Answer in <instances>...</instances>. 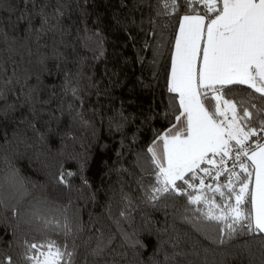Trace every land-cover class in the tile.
I'll return each instance as SVG.
<instances>
[{
	"label": "trees",
	"instance_id": "obj_1",
	"mask_svg": "<svg viewBox=\"0 0 264 264\" xmlns=\"http://www.w3.org/2000/svg\"><path fill=\"white\" fill-rule=\"evenodd\" d=\"M164 3L0 0V264H33L48 241L71 264H264V235L228 239L184 196L146 197L147 149L182 111L169 77L185 9Z\"/></svg>",
	"mask_w": 264,
	"mask_h": 264
},
{
	"label": "snow or ice",
	"instance_id": "obj_2",
	"mask_svg": "<svg viewBox=\"0 0 264 264\" xmlns=\"http://www.w3.org/2000/svg\"><path fill=\"white\" fill-rule=\"evenodd\" d=\"M183 3L169 86L182 110L176 120L183 117V122L160 137L162 152L155 144L147 149L155 168L146 197L156 201L165 194L184 196L189 205L200 206L191 209L200 213L199 219L219 225L228 239L236 234L264 235V107L251 103L257 99L251 93L237 100L228 87L247 85L264 97V0ZM164 7L177 12L178 0H165ZM224 157L232 160L231 168ZM201 164L213 167L200 168ZM197 169L214 181L227 173L225 182L206 184ZM208 192L218 194L219 201ZM29 248L35 250L27 257L33 264H71L72 253L55 241Z\"/></svg>",
	"mask_w": 264,
	"mask_h": 264
},
{
	"label": "crops",
	"instance_id": "obj_3",
	"mask_svg": "<svg viewBox=\"0 0 264 264\" xmlns=\"http://www.w3.org/2000/svg\"><path fill=\"white\" fill-rule=\"evenodd\" d=\"M206 23H207V21H206ZM203 44H204V42L202 40L201 41V47H203ZM174 51H175V46H174ZM174 51H173V55H174ZM173 55H172V58H173ZM171 65H172V60H171ZM170 78H171V76L169 77V86H170ZM182 122H183V117H181V121H179V122L176 120L174 122V124L171 127H169L161 136L167 135L168 132H169V129H171L172 131H176L177 128H181ZM160 137L152 144V146L155 144L158 147V149L162 152V149H163V141L160 140Z\"/></svg>",
	"mask_w": 264,
	"mask_h": 264
},
{
	"label": "rangeland",
	"instance_id": "obj_4",
	"mask_svg": "<svg viewBox=\"0 0 264 264\" xmlns=\"http://www.w3.org/2000/svg\"><path fill=\"white\" fill-rule=\"evenodd\" d=\"M218 86V85H217Z\"/></svg>",
	"mask_w": 264,
	"mask_h": 264
}]
</instances>
